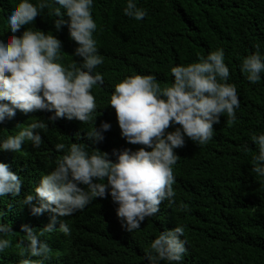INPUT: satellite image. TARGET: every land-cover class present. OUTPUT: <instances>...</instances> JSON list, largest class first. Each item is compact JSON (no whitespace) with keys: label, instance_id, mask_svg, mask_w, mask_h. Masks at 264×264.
<instances>
[{"label":"trees","instance_id":"1","mask_svg":"<svg viewBox=\"0 0 264 264\" xmlns=\"http://www.w3.org/2000/svg\"><path fill=\"white\" fill-rule=\"evenodd\" d=\"M15 2L0 0L2 38L10 34L6 12ZM138 3L147 9L142 20L124 14L126 0H93L92 15L97 23L94 37L103 56V63L93 69L103 75V82L91 89L97 104L95 125L99 127L101 121L111 124L102 140H89L91 122L66 117L46 119L41 111L25 113L17 109L15 116L0 122V137L33 119H44L48 124L47 130H41L43 143L38 148L25 142L19 153L0 149V161L8 163L23 181L19 195L0 197V222L9 223L14 231L7 234L11 244L0 253V264H19L23 258V224L39 233L52 215H58L49 210L33 214L31 205L21 202L65 151L56 150L55 144L63 142L67 147L72 142L82 143L89 152L105 151L113 159V149L136 150L142 145L121 136L115 109L108 104L114 85L133 73H152L163 87L174 81L172 66L197 61L216 48L224 50L229 82L237 86V119L229 123L227 114H221L210 141L201 145L185 137V144L175 149L179 158L173 166V202L161 201L156 214L129 232L116 213L111 195L97 196L66 219L58 215L56 226L59 220H65L70 235L59 231L40 235L52 249L44 264H147L144 249L159 231L177 224L185 227L183 238L187 241L180 264H264V183L252 172L250 163L251 152L256 151L251 134L264 131V78L253 84L241 70L243 57L255 51L256 43L264 52V0ZM54 19L51 7L46 8L16 34L33 26L51 30L62 42L61 62H79L82 58L73 55L77 42L69 35L67 24L56 29ZM173 127L170 123L168 130ZM245 144L250 148L248 153L242 150Z\"/></svg>","mask_w":264,"mask_h":264},{"label":"clouds","instance_id":"2","mask_svg":"<svg viewBox=\"0 0 264 264\" xmlns=\"http://www.w3.org/2000/svg\"><path fill=\"white\" fill-rule=\"evenodd\" d=\"M92 5L93 0H16L7 9L6 27L10 34L0 37V122L15 116L17 109L25 113L41 111L46 119L66 117L91 122L89 140L104 138L103 133L111 124L101 121L99 127L95 125L97 104L91 91L103 82V75L93 72L103 63V56L94 37L97 23ZM50 7L55 28L67 24L69 35L77 42L73 55L82 58L79 62H61L62 42L51 30L33 26L16 34L21 26L30 25ZM123 12L136 20L147 15L138 0H126ZM254 47L255 51L243 57L241 63L242 72L253 84L264 78V52L260 43ZM170 71L174 81L163 87L152 73H133L114 85L108 104L115 109L121 136L141 147L113 149V159L105 151L89 152L82 143L72 142L66 147L58 142L55 149L65 151L21 202L30 204L33 214L49 210L66 219L95 197L110 194L117 205L116 213L129 232L156 214L161 201L173 202V166L179 158L175 149L185 144V137L201 145L210 141L213 125L220 122L221 114H227L229 123L237 119L240 100L236 84L229 82L222 48L197 61L172 66ZM170 123L172 130H168ZM16 128L0 137V149L19 153L25 142L38 148L43 143L41 130H47L48 124L44 119H33ZM250 139L256 145V151L251 152V170L264 183V131L251 134ZM242 150L250 152L247 144ZM22 182L8 163L0 161V197L8 193L19 195ZM34 200L38 203H32ZM58 215H52L39 233L28 224L21 226L26 243L19 264H44L52 249L40 239L43 233L71 234L65 220H59L56 226ZM12 232L9 223L0 222V253L10 246L7 234ZM184 232L181 224L159 231L144 249L147 264H180L187 252Z\"/></svg>","mask_w":264,"mask_h":264}]
</instances>
